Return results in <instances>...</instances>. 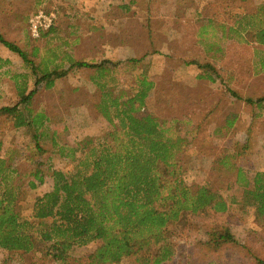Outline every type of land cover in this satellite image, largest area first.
Returning <instances> with one entry per match:
<instances>
[{"label": "trees", "instance_id": "1", "mask_svg": "<svg viewBox=\"0 0 264 264\" xmlns=\"http://www.w3.org/2000/svg\"><path fill=\"white\" fill-rule=\"evenodd\" d=\"M227 5L224 12L210 18L204 30L205 33L211 31L203 50L207 58L201 61L195 55L185 61L195 66L197 79L224 81L217 59L234 43L251 45L257 53H264V5L241 13L232 12ZM129 6L125 8L129 10ZM59 26L55 21L50 28L41 30L40 37H32L29 30L26 36L32 40H51L58 35ZM0 42L20 56L34 78L32 88L27 81L19 87L16 103L0 106V120L5 127L0 130V254L3 264L48 261L121 264L125 259L139 264H164L174 254L166 235L170 223L179 218V221L209 218L238 205L252 207L255 223L264 229V170L257 171L250 179L245 169L234 163L238 153L229 152L218 162L231 164L230 168L236 170L240 195L226 197L218 188L187 183L183 155L191 141L182 133L184 123L179 118L160 120L145 112L155 85L147 73L136 75L137 87L130 95L119 80L121 60L108 58L99 63L72 60L66 68V58L59 53L62 50H49L45 61L36 62L39 46L33 45L28 52L1 32ZM259 64L264 69V59ZM75 67L92 70L89 80L101 92L96 107L106 124L98 134L70 145L62 143V133L51 129L47 113L37 110L33 103L44 88L54 87ZM229 75L231 80L233 76ZM226 86L232 96L241 99L230 84ZM243 100L254 105V112L264 106V95L247 96ZM81 103L90 104V101ZM228 124L232 125L233 120ZM9 130L22 132L34 143L37 153L25 160L24 156L20 158L27 166H18L14 151L5 146L2 136ZM55 156L76 161V170L66 172L56 168ZM47 172L52 175V188L25 203L22 195L25 185L34 189L43 185ZM203 236L202 242L216 250L240 248L245 244L227 226L207 229ZM91 242H96V246L85 251L82 258L74 256L75 248ZM250 255L255 264H264L260 257Z\"/></svg>", "mask_w": 264, "mask_h": 264}, {"label": "rangeland", "instance_id": "2", "mask_svg": "<svg viewBox=\"0 0 264 264\" xmlns=\"http://www.w3.org/2000/svg\"><path fill=\"white\" fill-rule=\"evenodd\" d=\"M225 4L235 13L252 12L262 7L264 0H191L192 11L181 6L179 0H135L130 10L111 11V17L116 16L121 27L108 29L107 42L98 26L99 20L84 14L85 7L91 5L82 1L61 4L65 14L60 19L56 13V24L60 26L55 38L32 40L26 36L29 19L24 20L22 15L30 16L35 9L55 11L50 8V0H0V32L28 52L33 45L39 46V55L34 58L36 62L45 61L49 50L63 51L59 53L66 58V68L72 60L97 63L108 58L121 60L119 80L130 95L137 87L136 75L147 73L155 85L147 99L145 112L160 120L179 118L184 123L182 133L191 141L183 155L185 181L194 186L218 188L228 197L240 195L241 189L236 184V170L230 168L231 164L218 162L221 157L229 152L238 153L234 163L243 167L250 179L257 171L264 170V106L254 112V105L243 100L247 96L258 98L264 95V69L259 64L264 59V53H257L251 45H231L226 54L217 59L224 81L220 78L214 82L197 79L195 66L185 64L195 55L201 61L207 58L202 48L204 45L196 43L197 29L192 20L194 9H201L203 17L213 16L224 12ZM94 8L97 10V7ZM184 18H187L185 30L181 20ZM115 30L119 32V37L114 35ZM130 46L132 53L128 50ZM0 59V106L14 104L19 99V87L27 81L32 88L34 78L20 56L1 42ZM132 59L142 60L134 63ZM91 72L85 67H75L54 87L44 88L34 98L33 106L47 113L51 129L62 133V143L74 145L86 136L98 134L106 124L96 107L101 92L89 80ZM229 73L233 80L228 79ZM226 84H230L241 99L232 96ZM84 100L90 101V104H82ZM230 120H233L232 125L228 124ZM2 128L5 127L0 120V130ZM2 138L5 146L14 151L18 166H27L20 162L22 156L25 160L37 153L31 139L20 131L9 130ZM53 162L56 168L66 172L76 170L77 162L69 158L55 156ZM52 186L50 172H47L43 185L35 189L25 185L22 191L25 203ZM179 219L167 227L166 235L173 245L174 254L164 264H209L212 261L219 264H255L250 253L264 260V229L255 223L254 209L250 206L238 205L229 212L214 213L209 218ZM216 226L230 227L236 237L245 243L244 247L216 250L204 244L203 233ZM95 246L96 242H91L77 247L73 254L82 258L85 251ZM0 264H3L2 254ZM41 264L57 263L48 261ZM121 264L139 263L125 259Z\"/></svg>", "mask_w": 264, "mask_h": 264}, {"label": "crops", "instance_id": "3", "mask_svg": "<svg viewBox=\"0 0 264 264\" xmlns=\"http://www.w3.org/2000/svg\"><path fill=\"white\" fill-rule=\"evenodd\" d=\"M81 1L84 2L85 4L91 5V7H85L84 14L87 13L90 17L92 16L95 19L99 20L98 26L100 27V29H102V36L104 37V40L106 42L109 41L106 39V32L108 31V29H112V28L119 29L121 27L120 20L117 19L116 16H114L113 18L111 17V11L113 10L112 12H115L116 10H120L122 12L123 10H128L127 8H125V6H128V5H130L129 6V7H131L130 9H132V3L135 2V0H128V1H121V0L120 1L119 0H50V2H51L50 8L55 10L54 12L57 13V15L60 19H62L63 15L65 14V11L62 9L63 7L60 8V6H62L61 4L65 3V2H66V4H72V2L74 4V2H81ZM190 1L191 0H179V4L181 6H183L184 8L188 7V9L191 10L192 4L190 5ZM94 7H97V10H95ZM93 11L96 12V14L93 13ZM194 11H195L194 12V18L192 20L194 21L195 27L197 29L196 30L197 31L196 43L205 46L206 42H208V40L211 37V31H209L208 33H205L204 30L206 29V27H208V25L210 23V18L212 16L207 15V16L203 17L202 16L203 14H201L203 11L201 9L199 10L196 8V9H194ZM66 16L68 17L69 13ZM29 17L30 16H27V14L22 15V18L24 20L29 19ZM59 18H58V20H59ZM181 20L183 21L182 27H184V30H185L186 26H187V18H184ZM73 25L75 27H77L76 24H73ZM116 34L118 37L120 36L119 32L117 30L114 31V35H116ZM182 34H183V31H182ZM184 35L185 34H183V36ZM204 46L202 47L203 50H204ZM128 50L130 53H132L133 48L130 46V47H128Z\"/></svg>", "mask_w": 264, "mask_h": 264}, {"label": "built area", "instance_id": "4", "mask_svg": "<svg viewBox=\"0 0 264 264\" xmlns=\"http://www.w3.org/2000/svg\"><path fill=\"white\" fill-rule=\"evenodd\" d=\"M57 15L54 11L46 12L39 10L33 12L29 18V31L34 38L40 37L42 29L50 28L56 21Z\"/></svg>", "mask_w": 264, "mask_h": 264}]
</instances>
